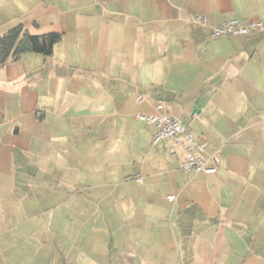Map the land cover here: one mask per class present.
<instances>
[{"label": "crops", "instance_id": "crops-1", "mask_svg": "<svg viewBox=\"0 0 264 264\" xmlns=\"http://www.w3.org/2000/svg\"><path fill=\"white\" fill-rule=\"evenodd\" d=\"M231 17L264 22V0H0V33H62L0 65L1 157L73 189L72 211L0 230V264H264V29L211 34ZM159 98L214 172L151 142L137 114Z\"/></svg>", "mask_w": 264, "mask_h": 264}, {"label": "rangeland", "instance_id": "rangeland-1", "mask_svg": "<svg viewBox=\"0 0 264 264\" xmlns=\"http://www.w3.org/2000/svg\"><path fill=\"white\" fill-rule=\"evenodd\" d=\"M18 152H10L9 157L6 156L4 159L1 157L0 152V162L4 160L1 162L3 166H0V230L2 228L17 229L22 224L24 218L27 219L29 214L35 212H42L41 216H43V213H48L49 211L56 212L63 210V205L66 210L69 208V211H72L71 207L73 205H67L65 201H67L68 197L66 194L70 195L69 191L73 189L72 187H66L68 184L65 180L57 182L53 177L51 179L53 182H50V184L55 186L50 188L52 193L47 191L46 183H40L41 181H38V187H28L29 184L27 182L32 179V177L27 178L29 174L25 171L28 168L27 166H30L28 165L29 157L24 153L20 155V151ZM19 167H23L24 172L20 173ZM12 185L16 186L13 187ZM75 193L73 192V194ZM7 215H11V218H19L14 222L7 218ZM2 217L7 218V220L1 221ZM9 230V233L13 232ZM2 248H0V254L7 257V252H2Z\"/></svg>", "mask_w": 264, "mask_h": 264}, {"label": "built area", "instance_id": "built-area-1", "mask_svg": "<svg viewBox=\"0 0 264 264\" xmlns=\"http://www.w3.org/2000/svg\"><path fill=\"white\" fill-rule=\"evenodd\" d=\"M264 22L259 19H247L242 21L236 17L226 18L214 25L211 34L218 36L223 34H247L252 30H263ZM142 100V97H140ZM138 118L154 126L151 142L155 143L165 137L173 136L176 143L183 149V156L179 166L185 172L212 173L216 170V164L204 155L205 141L200 135H196L188 126H183L180 119L165 110V100L159 98L155 102V112H140ZM140 180V178H138ZM173 200V194L167 195Z\"/></svg>", "mask_w": 264, "mask_h": 264}, {"label": "trees", "instance_id": "trees-1", "mask_svg": "<svg viewBox=\"0 0 264 264\" xmlns=\"http://www.w3.org/2000/svg\"><path fill=\"white\" fill-rule=\"evenodd\" d=\"M61 37L62 33L59 31H48L41 34L30 33L20 22L10 26L0 33V65L8 59H18L24 52L50 55L54 44Z\"/></svg>", "mask_w": 264, "mask_h": 264}]
</instances>
